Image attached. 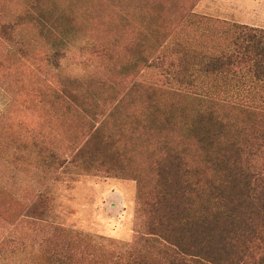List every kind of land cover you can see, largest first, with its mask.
<instances>
[{"label":"trees","instance_id":"1","mask_svg":"<svg viewBox=\"0 0 264 264\" xmlns=\"http://www.w3.org/2000/svg\"><path fill=\"white\" fill-rule=\"evenodd\" d=\"M73 14L56 0H25L16 23L1 22L0 32L23 53L14 27L32 26L51 50L45 61L65 75L40 100L90 115L77 167L135 181V235L122 242L56 228L60 243L43 264H264V30L192 32L153 57L156 38L147 48L144 34L122 44L127 20L84 29ZM74 55L101 65L112 82L70 76L61 61ZM152 66L161 69L159 83L137 79ZM231 76L248 85L247 103L228 97ZM105 87L109 112L98 100Z\"/></svg>","mask_w":264,"mask_h":264},{"label":"rangeland","instance_id":"2","mask_svg":"<svg viewBox=\"0 0 264 264\" xmlns=\"http://www.w3.org/2000/svg\"><path fill=\"white\" fill-rule=\"evenodd\" d=\"M56 1L72 8L84 29L92 21L100 22L103 29L106 23L116 26L121 19L127 20L130 24L122 32V44H133L144 34L147 48L156 38L161 45L153 57L161 55L169 42L184 41L192 32L200 35L191 23L195 18L191 13L205 15L225 26L243 23L264 28V0ZM24 4L25 0H0V23H16ZM152 25L155 29L151 34ZM14 29V37L26 43L23 53L14 51L16 47L0 32V253L21 245L36 248L44 234L58 236L56 227L132 241L135 181L88 173L77 167L80 158H75V154L86 139L91 117L40 100L41 94H52L50 90L59 85L65 74L58 75L45 61L51 50L35 28L16 24ZM115 51L117 62H124L126 54L121 46ZM74 56L61 61L68 64L70 76L85 80L92 74L112 82L101 65L97 68L90 59ZM160 70L157 66L145 68L137 79L159 83ZM127 88L128 84L121 92ZM111 95L109 87H105L98 97L103 112L111 110L102 102Z\"/></svg>","mask_w":264,"mask_h":264},{"label":"crops","instance_id":"3","mask_svg":"<svg viewBox=\"0 0 264 264\" xmlns=\"http://www.w3.org/2000/svg\"><path fill=\"white\" fill-rule=\"evenodd\" d=\"M190 15H193L195 17V20L203 22L202 24L195 23L197 30H200L201 32L200 35L208 37H218L219 32L224 29V27L228 26L222 25L217 20L211 19L210 17H207L205 15H199L196 13H191ZM194 19L192 21H194ZM233 24L246 25L243 23ZM256 28L264 30V28L261 27ZM244 83L247 82L245 81ZM239 85L245 86L243 87V90H240L241 87H239ZM227 86V95L229 98L236 97V100L242 98L243 101L247 103L248 95L250 96V89L248 88V85L246 86L244 84H241L238 80H236L234 76H231L227 80ZM58 243H60L59 236L54 238L53 233L44 234V236L41 238V244L36 248L30 247L28 249L26 245H21V247H9L10 249H8L5 254L0 253V264H43L46 257L45 255L50 253L54 245ZM17 245H20V243H18Z\"/></svg>","mask_w":264,"mask_h":264}]
</instances>
